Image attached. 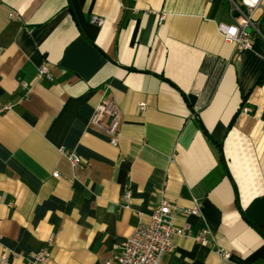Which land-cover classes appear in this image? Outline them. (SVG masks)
Here are the masks:
<instances>
[{
	"label": "crops",
	"instance_id": "obj_1",
	"mask_svg": "<svg viewBox=\"0 0 264 264\" xmlns=\"http://www.w3.org/2000/svg\"><path fill=\"white\" fill-rule=\"evenodd\" d=\"M239 17L227 0H0V259L105 264L167 201L190 234L162 264H264V37L226 40ZM252 20L264 31V3ZM103 100L116 146L90 120Z\"/></svg>",
	"mask_w": 264,
	"mask_h": 264
},
{
	"label": "built area",
	"instance_id": "obj_2",
	"mask_svg": "<svg viewBox=\"0 0 264 264\" xmlns=\"http://www.w3.org/2000/svg\"><path fill=\"white\" fill-rule=\"evenodd\" d=\"M232 12H236L239 18H234L231 24H219L218 30L222 36L234 43L242 49H250L252 47L251 31L259 36L264 37V31L258 26V23L252 20L255 10L264 3V0H227ZM13 16V13L10 14ZM92 22L100 25L103 19L97 15H93ZM37 79H52V73L47 65H39L37 69ZM20 85L27 89L28 83L20 81ZM143 104L140 105L143 108ZM107 116L109 121L106 125L102 123L103 118ZM91 122L97 126L109 137V142L116 146L120 136V110L118 106L111 100H103L98 103L93 110L90 118ZM60 153L66 157L73 169L81 164L80 156L73 150L61 149ZM131 191H126L122 199L128 202ZM200 211V203L195 200L194 206L185 213L198 214ZM175 208L167 201H162L160 205L152 210L146 221H139L133 228L132 233L125 239L122 245L117 248L112 257L105 264H162L164 254L172 252L174 249L173 237L175 235L188 236V226L177 227L173 223ZM207 234L209 231L203 230L195 236L200 243L208 242ZM219 252L227 257L226 251ZM19 255L18 253L5 248L1 253V263L7 264L9 256ZM50 255L47 248L33 252L27 255V259L32 264L43 262Z\"/></svg>",
	"mask_w": 264,
	"mask_h": 264
}]
</instances>
